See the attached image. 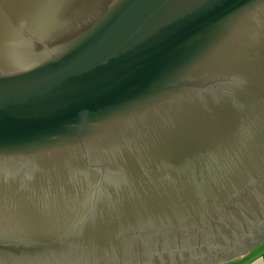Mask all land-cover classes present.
<instances>
[{"label": "water", "instance_id": "water-1", "mask_svg": "<svg viewBox=\"0 0 264 264\" xmlns=\"http://www.w3.org/2000/svg\"><path fill=\"white\" fill-rule=\"evenodd\" d=\"M259 221L264 0H0V264H215Z\"/></svg>", "mask_w": 264, "mask_h": 264}, {"label": "crops", "instance_id": "crops-1", "mask_svg": "<svg viewBox=\"0 0 264 264\" xmlns=\"http://www.w3.org/2000/svg\"><path fill=\"white\" fill-rule=\"evenodd\" d=\"M215 264H264V239L241 256Z\"/></svg>", "mask_w": 264, "mask_h": 264}, {"label": "flooded vegetation", "instance_id": "flooded-vegetation-1", "mask_svg": "<svg viewBox=\"0 0 264 264\" xmlns=\"http://www.w3.org/2000/svg\"><path fill=\"white\" fill-rule=\"evenodd\" d=\"M249 230L253 231V233L256 234V237L248 236L246 238H243L239 244L234 245L235 246L234 248L228 250L229 252L227 255L231 256L233 250H234L235 254L239 253V252L246 251V249L257 245L259 242H261L264 239V222L259 221V223L254 224L251 227H249ZM241 244H243L245 246L242 247ZM215 253L217 254V252H215ZM216 260L218 261L219 259L217 258ZM210 263H215V260L211 261Z\"/></svg>", "mask_w": 264, "mask_h": 264}]
</instances>
